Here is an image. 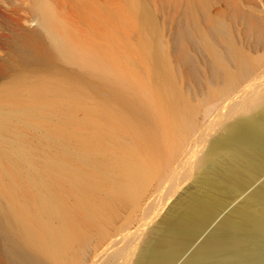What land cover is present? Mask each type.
<instances>
[{
	"label": "bare ground",
	"instance_id": "bare-ground-1",
	"mask_svg": "<svg viewBox=\"0 0 264 264\" xmlns=\"http://www.w3.org/2000/svg\"><path fill=\"white\" fill-rule=\"evenodd\" d=\"M32 2L35 67L0 81V264H264V62L236 38L264 39V0Z\"/></svg>",
	"mask_w": 264,
	"mask_h": 264
},
{
	"label": "rangeland",
	"instance_id": "rangeland-1",
	"mask_svg": "<svg viewBox=\"0 0 264 264\" xmlns=\"http://www.w3.org/2000/svg\"><path fill=\"white\" fill-rule=\"evenodd\" d=\"M170 9L171 8H169V7H166L163 10L161 9L162 13L160 12V14H159L161 24L164 26L165 38L169 42L171 39L169 35L173 30V28H171V25H170L171 23H169V21H168L169 20L168 18L173 14L172 9L171 10ZM42 34H43V31H42L41 27L39 26L38 22L35 20V15L33 13V2H32V0H0V81L4 80V77L6 75H8V72L13 71L14 68L17 66H21V67L27 66V68H32V69L35 67L34 66L35 64L29 65V63H27V65H24V59L25 58L22 54H18L16 52L14 44H15L16 39H18L19 37L31 36L34 38L36 35L40 36ZM236 38L238 40L240 47H260L259 52L253 53V54L255 55V57L260 58L262 60V62H264V39L263 40L258 39V37H255V36L246 37L243 34L236 35ZM171 44L172 43H170V45ZM64 70H68V69L65 68ZM6 71H8V72L6 73ZM263 82H264V80L260 81V82L255 81L254 83H255V85H257L256 83H258L260 85L261 83L264 84ZM263 87H264V85H263ZM253 88H254V90H252V91H250V89L248 90L249 92L246 93L247 95L245 96V98L250 96L249 93H251V95H252V93H254L256 91L255 87H253ZM203 101L204 100L202 99V103L207 102V101H205V102H203ZM205 104L204 105L202 104L201 107L203 108L205 106ZM201 107H200V110H201ZM227 112L226 111H225V113L223 112V114H222L223 118L221 117V115H219L218 116L219 120H218V117L216 118V116L214 117L215 119H213V121H212L213 117L211 118L210 129L207 131L208 133L206 132V138L207 137H209V138L202 141L204 143H202L201 141L199 142L200 144L198 143V145L200 146V149H199L198 145H197L198 146L197 149L200 151H198V155L196 153L197 157L199 155L201 156L202 153L207 149V146L205 143L206 140L209 141L210 138L217 137V136H220V134L221 135L223 134L222 133L223 130L221 128H219V125L222 121H224L225 115L227 114ZM239 116L240 115H238V116L236 115V116H234V118L232 116L233 119L232 118L231 119L234 121V119L236 120L237 119L236 117H239ZM200 120H201V117L198 119V121H200ZM207 145H208V143H207ZM197 157L194 159V161L197 160ZM194 163H192V164H194ZM195 176H196V171L193 167L192 171H191V176L189 177V179L187 181H185L181 184V187L178 189L176 194L171 198L172 200L169 199V201H166V202L161 204L162 206H165L164 208L161 207V205H157V206L154 205V208L157 207L156 208L157 210H155L154 208L151 209L152 211L155 210L153 212L159 211L158 208H161V209L163 208V210L160 209V214H159V212L154 213L155 216L152 213L153 215H151V216L154 217L155 222H151V219H150V222L148 223V225H146L148 228L145 229L146 226L145 227L142 226L144 229H142V227L140 228L141 232L143 231L142 233L139 231V235L141 233L140 240H142L144 238V236H145L144 234L149 230V224L151 223L154 226L158 220L160 221L163 218V216L166 215L168 208H170V206H172V203L178 198V196L181 195V193H184V191L193 183ZM263 180H264V176L260 179V181L257 184L261 183V181H263ZM250 190H252V189H250ZM250 190L247 191L246 194L249 193ZM245 195H243L242 197L244 198ZM242 197L239 198L236 202H234V204L236 205L238 202H240L239 200H242L243 199ZM165 203L166 204L170 203V204L165 205ZM234 204H231L221 214V216L218 218V220H220L221 217H224L225 214H227L235 206ZM138 215H140V216H138ZM138 215L136 217V219L138 221L137 224H142L143 221L141 220V218H142L141 214H138ZM158 215H160V216L158 217V219H156ZM218 220L216 222H218ZM152 221H153V218H152ZM216 222L213 223L214 226L216 225ZM151 224H150V228L153 227V226H151ZM213 225L209 228V230L203 236H205L214 227ZM202 238L203 237H201L200 239H202ZM199 242H200V240L197 243H199ZM180 262L178 264H180Z\"/></svg>",
	"mask_w": 264,
	"mask_h": 264
}]
</instances>
